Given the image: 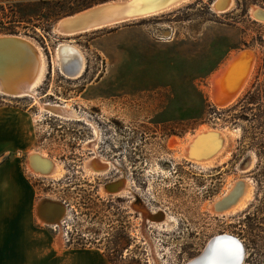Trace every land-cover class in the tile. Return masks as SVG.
<instances>
[{
	"label": "rangeland",
	"instance_id": "obj_1",
	"mask_svg": "<svg viewBox=\"0 0 264 264\" xmlns=\"http://www.w3.org/2000/svg\"><path fill=\"white\" fill-rule=\"evenodd\" d=\"M103 1L0 0L22 17L5 20L0 34L31 37L47 57L40 101L68 103L78 115L40 112L34 96L0 91V130L8 119L14 128L0 161L8 156L30 189L41 264H185L224 232L243 242L242 264H264V21L250 12L264 0H236L223 13L214 0H197L74 35L53 31L60 18ZM66 43L84 53L80 76L60 69L56 52ZM244 48L257 54L251 81L235 103L218 107L212 74ZM226 129L233 152L224 164L201 167L178 155L198 134ZM33 153L58 163L60 175L29 171ZM95 155L110 167L90 171L85 163ZM242 180L252 189L246 207L213 210ZM46 200L63 207L59 225L38 218L41 202L51 212Z\"/></svg>",
	"mask_w": 264,
	"mask_h": 264
},
{
	"label": "bare ground",
	"instance_id": "obj_2",
	"mask_svg": "<svg viewBox=\"0 0 264 264\" xmlns=\"http://www.w3.org/2000/svg\"><path fill=\"white\" fill-rule=\"evenodd\" d=\"M195 1L197 0H107L94 4L90 8H87L88 10H80L60 18L53 26V31L60 35H74L128 20L172 12ZM235 2L236 0H214L211 7L214 11L223 13L231 10ZM101 4L105 5L106 9L90 13L87 16L81 14L84 11H89L91 8L92 10L97 9ZM250 12L255 19L264 21L263 7L253 5L250 8ZM75 17L84 19L74 22ZM8 37L22 41L24 44L20 47L19 60L15 61L11 60L13 57L9 54L10 52L7 53L5 52L7 50H3L2 46L0 47V91L14 97L34 96V102L39 104L40 112L46 111L65 118L78 117L75 109L68 103H45L40 101L37 91L48 72L47 57L41 45L28 36L0 34L1 39ZM56 57L60 61L61 71L67 76L77 77L85 70L86 59L79 47L66 43L60 49L58 48ZM256 62L257 54L255 49L244 48L232 54L212 74L210 80V98L213 104L218 107H226L232 104L238 96L240 97V94L244 92L243 90L251 79ZM94 131L96 137L99 136L97 126H94ZM229 136L228 129L223 131L212 130L207 133L198 134L190 144H184L181 153L178 155L192 160L201 167L220 166L230 159L233 152ZM93 141L92 146L94 147L97 143L96 138ZM26 163L29 171L37 175L56 177L61 173V167L58 163L41 154L33 153L31 156L29 155ZM85 165L92 172H101L110 167V162L103 156L95 155L94 158L87 160ZM251 195L252 189L248 182L244 180L238 181L231 185L223 197L216 199L212 205V209L215 210L217 208L216 211L222 210L228 213L239 208H245ZM37 210L40 221L45 224L59 225V220L53 223L54 220L51 218V212L46 210L44 202L38 204ZM232 238L236 239V237H233L229 233L216 234L209 240L207 246L209 244L215 246L217 241L224 239L225 247L230 249L232 244L230 245L229 242H231ZM237 241L241 243L239 240ZM205 250L204 248L201 253L188 260L185 264H199V259L204 257ZM205 264H210V260H207Z\"/></svg>",
	"mask_w": 264,
	"mask_h": 264
},
{
	"label": "crops",
	"instance_id": "obj_3",
	"mask_svg": "<svg viewBox=\"0 0 264 264\" xmlns=\"http://www.w3.org/2000/svg\"><path fill=\"white\" fill-rule=\"evenodd\" d=\"M8 120L6 128L0 130L3 132L0 134V155H5L1 152L12 146L13 121ZM30 195L19 167L13 165L8 156L0 161V264H41L45 258L41 255L45 247L31 229ZM96 263L86 259L79 264Z\"/></svg>",
	"mask_w": 264,
	"mask_h": 264
},
{
	"label": "water",
	"instance_id": "obj_4",
	"mask_svg": "<svg viewBox=\"0 0 264 264\" xmlns=\"http://www.w3.org/2000/svg\"><path fill=\"white\" fill-rule=\"evenodd\" d=\"M105 4V3H103ZM99 5V7L97 9L92 10V8L89 11H84L83 13H81L82 15H88L90 13H96L99 10H103L106 9L105 5ZM90 8V7H88ZM87 9V8H86ZM84 10V9H83ZM88 10V9H87ZM79 16V15H78ZM85 18V16H84ZM83 18V19H84ZM82 18H76L74 19V22H78L83 20ZM22 44H24L22 41H18L17 39H14L12 37H8V38H4L1 39L0 38V47L3 50H7L5 52L9 53L10 55H12V61L15 60H19V51H20V47L22 46ZM8 57V55H6ZM1 64V63H0ZM48 204H52L48 205L51 206V218H53V223H56V220H59L62 216L63 213V207L57 203V202H53L50 200H46ZM44 209V208H43ZM231 242H229V244L231 246H234V252H232L231 254H229V248L225 247V241L224 239L217 241L215 244V246L213 245H208L205 249V255L204 257H202L201 259H199V264H205L207 262V260H210V264H241L243 261V248L241 246V244L236 240V239H231ZM201 256V255H200ZM188 264V263H187Z\"/></svg>",
	"mask_w": 264,
	"mask_h": 264
},
{
	"label": "trees",
	"instance_id": "obj_5",
	"mask_svg": "<svg viewBox=\"0 0 264 264\" xmlns=\"http://www.w3.org/2000/svg\"><path fill=\"white\" fill-rule=\"evenodd\" d=\"M11 10L12 9H10V11H7L5 6L0 4V24H4L5 20L7 19L12 20V21H18L19 19L22 18L21 16L16 15V13L13 12V10L12 11ZM3 29H8V28L0 27V30H3Z\"/></svg>",
	"mask_w": 264,
	"mask_h": 264
},
{
	"label": "flooded vegetation",
	"instance_id": "obj_6",
	"mask_svg": "<svg viewBox=\"0 0 264 264\" xmlns=\"http://www.w3.org/2000/svg\"><path fill=\"white\" fill-rule=\"evenodd\" d=\"M124 228H125V231H126L127 226L125 225ZM224 233H226V232H224ZM220 234H222V233H220ZM232 235H233V234H232ZM233 237H236V240H239V241L241 242L240 244H241V246H242V248H243V252H244V255H245V257H246V254H245L246 252H245V247H244L243 242H242L237 236L234 235ZM209 240H210V239H209ZM208 243H209V241L207 242V244H208ZM207 244H206L205 246H207ZM204 248H206V247H204ZM230 249H231V250H230ZM230 249H229V254H231L232 252H234V246H231ZM243 262H244V258H243ZM243 262H242V263H243ZM242 263H241V264H242Z\"/></svg>",
	"mask_w": 264,
	"mask_h": 264
}]
</instances>
